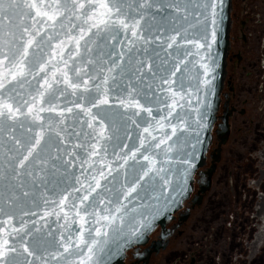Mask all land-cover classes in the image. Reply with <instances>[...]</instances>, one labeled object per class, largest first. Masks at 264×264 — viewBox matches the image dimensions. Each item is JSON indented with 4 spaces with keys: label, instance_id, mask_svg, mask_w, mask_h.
Segmentation results:
<instances>
[{
    "label": "snow or ice",
    "instance_id": "obj_1",
    "mask_svg": "<svg viewBox=\"0 0 264 264\" xmlns=\"http://www.w3.org/2000/svg\"><path fill=\"white\" fill-rule=\"evenodd\" d=\"M222 7L223 0H140L139 3L136 0H100L99 3L94 0L83 3L81 0H50L48 3L0 0V133L6 120L15 125L25 110L31 117L26 127L20 124L24 129L21 135L28 134L26 139L11 134L8 137L11 143L6 152L7 164L0 162V198L7 195L10 201H18L31 197L30 204L35 208L41 201L63 205L72 197L74 215L68 221L65 213L64 227L77 220L79 227L64 239L71 241L75 232H79V243L87 247L89 256L81 261H69V264H90L101 243L94 237L106 235L97 225L104 223L111 227L116 223L118 216L112 213L123 212L121 197L128 200L133 193L139 195L138 189L146 190L140 183L145 178H149L150 184L157 176L168 182L162 175L164 169L156 167L155 157L161 154L167 157L173 151L168 141L185 126L184 116L175 110L177 96L184 98V72L190 71L189 57L199 55V67L205 73L211 72L204 53L216 43V26L221 16L218 9ZM96 8L102 11L97 13ZM65 46L69 47L66 56ZM54 56L58 57L55 61ZM77 58L81 61L79 66ZM85 64L92 71L85 68ZM178 73L179 84L174 89ZM89 81H92L91 86ZM204 83H208L207 78ZM82 86L83 92H80ZM17 97L20 99L14 105L12 101ZM61 99L66 103L61 104ZM141 99L145 103H141ZM37 100L40 101L38 108ZM161 104L163 108L159 107ZM68 105L78 108L79 112ZM149 105L163 115L158 118L154 107ZM105 108L116 111L106 112ZM129 109L134 111L128 114ZM42 112L54 113L57 119L45 123L36 114ZM141 113L146 125L143 128L134 119ZM67 114L72 115L71 124ZM173 118L176 123L169 135L167 123ZM106 121L110 122L111 129ZM129 121L140 130L135 150L123 142L131 139L127 130ZM154 130L161 134L153 135ZM10 132H15L14 126ZM165 144L166 150L162 149ZM4 148L0 137V154H4ZM98 154L100 167L92 163V158ZM109 155L114 161L122 162L123 171L119 167L113 169L106 162ZM140 157L151 167L142 165ZM152 173L155 175H150ZM179 191H183V186ZM56 196L59 199H52ZM78 204L83 207L77 209ZM101 205L104 208L98 212ZM25 215L36 216L37 213L29 210ZM60 219L57 217V222ZM85 223L88 236L94 233L87 242L83 234ZM4 231L7 235L8 230ZM12 231L23 229L13 228ZM34 231L39 232L40 228ZM21 241L23 251L28 256L34 255L23 237ZM64 250L68 252V243L64 244ZM15 251L8 239H0V264H8L9 252Z\"/></svg>",
    "mask_w": 264,
    "mask_h": 264
},
{
    "label": "water",
    "instance_id": "obj_2",
    "mask_svg": "<svg viewBox=\"0 0 264 264\" xmlns=\"http://www.w3.org/2000/svg\"><path fill=\"white\" fill-rule=\"evenodd\" d=\"M39 3L40 0H37ZM45 3L50 2V0H44ZM85 2V0H81ZM94 2L99 3L100 0H94ZM137 3L140 0H136ZM97 13L102 10L96 8ZM221 12L219 17V22L216 26L217 40L216 43L212 45L211 49L207 53H204L203 49L200 52L205 54L209 67L211 69L210 73H205L202 68L199 67L201 58L199 55H194L189 57L191 63L188 65L190 71L184 72V98L180 99L179 96L176 98L177 108L176 112L181 113L186 121L184 128L177 131V135L173 136L168 144L172 145L173 151L169 152L167 157L163 154L156 156L157 168H163L164 172L162 175L166 177L168 181L165 183L160 179L159 176L156 180L150 184L149 178L142 180L141 188L145 189L142 191L138 189L137 193H133L132 197L128 200H124L121 197L120 203L124 206L122 213L117 214L112 213L114 217H117L116 223L111 227H106L104 223L97 225L99 228H103L106 235L103 237H92L88 236V225L85 223L83 229V234L86 238V242L90 241L93 237L100 240L101 243L97 246L94 254L91 258L90 264H125V259L127 257L128 251L135 245L145 244L152 233H154L158 228H161L160 240L163 243V247H166L170 236L174 233L173 229L167 227L168 222L175 219V215L180 211L185 202L191 198L192 193L195 189V183L197 182L196 175H201L200 180V199L204 193L209 189L213 173L216 170L217 162L221 154V147L227 141L230 133V123L229 115L225 114L222 118V122L218 124L217 133L222 136V142L220 143L219 155L216 161H213L212 166L207 168L206 171L201 170L205 167L208 160L209 151L213 144L214 139V128L217 120L219 118V109L222 101V94L225 88V81L227 75V60L230 50V30L232 23V0H223V7L218 9ZM147 20L144 21V24ZM143 27V25H142ZM147 35V33H145ZM61 38L63 36L61 35ZM57 41H54V43ZM83 43V41L81 42ZM69 50L68 46H65L64 54L67 55ZM83 51V49H81ZM2 58V57H0ZM53 61L58 59V57H53ZM81 64L79 58H77V66ZM195 65V66H193ZM71 66V62H70ZM61 69L64 70V66L61 64ZM89 71L92 69L88 65H84ZM59 75V73H58ZM69 75L76 79V76L69 72ZM83 75V73H81ZM180 74H177V83L173 85V88H177L179 84ZM207 78L208 83L205 84L204 80ZM87 79V77H85ZM79 82V81H77ZM35 83V81H33ZM43 83V81H41ZM92 81H89L91 86ZM167 87V86H165ZM71 92V89H69ZM83 92V86L80 89ZM79 93H77L78 95ZM167 94V93H163ZM162 94V95H163ZM24 95V91L21 92V96ZM29 100L31 97H27ZM73 99L75 97H72ZM7 99V96H5ZM20 97L12 101L15 105L18 103ZM47 99V96L45 97ZM61 104L66 103L61 99ZM83 102V101H82ZM141 103H145L141 99ZM171 103V101H169ZM31 106V105H29ZM47 107V105H44ZM74 108V112H79L78 108L73 105H68ZM153 106V105H149ZM36 107H40V101H36ZM154 115L158 118L163 115V113H156L155 106ZM159 107L163 108L164 105L161 104ZM60 109H58L59 111ZM94 112L100 110L93 109ZM104 111H116L113 109L105 108ZM134 109H129L128 114ZM40 118L47 123L49 119H57L54 113L50 114L48 112L36 113ZM137 122L141 123V128L146 126L142 121L144 119V114L141 113L140 116L134 117ZM31 117L27 114L26 110L23 115H19L15 125L10 120H6L2 127L3 132L0 133V137L3 138L5 148L4 154H0V162L7 164V147L10 146V141L8 139L9 135H15L17 138L24 140L27 137V133L21 135L24 129L20 127L21 123H24L25 127L30 122ZM67 121L69 124L72 123V115L67 114ZM40 121L36 123L39 124ZM109 129H111L110 122ZM176 121L173 118L167 123V129L170 133V129L175 124ZM15 127V132L11 133L10 128ZM39 130V129H35ZM127 130L131 135L130 140H124V143L129 145V149L135 150L134 145L138 147L139 141L137 139L140 134V130L136 129L135 125L131 122H127ZM123 129L121 134L123 135ZM153 135L159 136L161 133L159 130H154ZM69 149L71 146L69 145ZM162 149H167V144L162 145ZM156 152H161V149H156ZM144 154H148L145 152ZM99 160V154L92 158V163L97 167L102 166V163L97 164ZM167 160L168 163H163ZM106 162L110 164L113 169L117 167L123 171V165L120 161H114L109 155L106 157ZM79 164V161L76 162ZM130 164L132 161L129 162ZM140 163L146 167H151L147 165L146 161L142 160L140 157ZM69 171H73L70 169ZM150 175H155L152 173ZM183 186V191H179L180 187ZM75 195V194H74ZM52 199H59L58 196L52 197ZM72 197L66 201L63 205L53 204L51 202L45 204L43 201L40 202L38 207L32 208L30 201L31 197H22L18 201H10L5 195L0 198V239H8L9 245L16 248L15 252H9L7 257L8 264H69V261H81L88 258L89 253L87 247L79 243L80 233L75 232L72 236L71 241H66L70 231H74L79 227V220L75 224H69L67 228L64 227L65 219L64 215L67 213L68 221H71L74 212L71 208ZM115 206V205H114ZM83 205H77V209L82 208ZM104 205L97 208V211H101ZM29 210L35 211L36 216L25 215V212ZM190 212V210L188 211ZM103 214V213H102ZM185 217V220L188 218ZM57 217L61 219L57 222ZM9 219L12 223L9 224ZM91 217L87 218L90 221ZM35 221V224L33 223ZM181 225L179 224L178 227ZM13 228L23 229L21 232L12 231ZM34 228H40L39 232L34 231ZM5 229L8 230V234H5ZM27 233V235H25ZM21 237H23V242L26 244L28 249L34 253L32 256H28L27 253L23 251ZM74 242V243H73ZM69 244L68 252L64 250V244ZM90 246V244L88 245ZM83 248L81 252L80 249ZM101 248L103 251H101Z\"/></svg>",
    "mask_w": 264,
    "mask_h": 264
},
{
    "label": "rangeland",
    "instance_id": "obj_3",
    "mask_svg": "<svg viewBox=\"0 0 264 264\" xmlns=\"http://www.w3.org/2000/svg\"><path fill=\"white\" fill-rule=\"evenodd\" d=\"M231 35L234 51L243 50L245 59L236 69L228 57L225 86L233 76L238 108L246 107L247 114L233 115L209 189L156 263L170 256L167 264H264V219L256 214L264 202L259 197L264 194V160L258 157L264 154V0H232L230 41ZM211 164L208 155L204 170Z\"/></svg>",
    "mask_w": 264,
    "mask_h": 264
},
{
    "label": "flooded vegetation",
    "instance_id": "obj_4",
    "mask_svg": "<svg viewBox=\"0 0 264 264\" xmlns=\"http://www.w3.org/2000/svg\"><path fill=\"white\" fill-rule=\"evenodd\" d=\"M241 38L244 40L246 39L244 33L241 34ZM233 39L234 37H232L231 35V47L229 50L228 57H229V60L233 63L234 68L237 69L236 65L243 62V59L245 58H244V55L242 54L243 50L238 49L237 51H234L233 46H232ZM234 74H236L235 71H234ZM234 79L235 78L233 76L229 77L227 80V85H226L227 87L225 86L224 88L225 91L223 90L224 94H223V98H222L220 109H219V118L214 128L213 144L215 143L216 145L213 146L212 144L211 146L212 150L209 152V157L211 158V162L216 161L219 155L220 143L222 142L223 138L217 133V131H218V124L222 122V118L224 117V115L225 114L229 115V123H230L229 137H230V134L232 131V123H233L232 119L234 117L233 115L236 112L237 113L240 112V114L242 115L247 114L246 107H243L240 109L238 108V103L240 101L239 99L240 97L238 95L239 89ZM243 90H247V86L244 85ZM248 90H250V87H248ZM260 92H262V90ZM241 100L243 101V103H247L248 101L247 97L246 98L242 97ZM229 137L227 140H229ZM212 164L210 165V167L212 166ZM201 170H204V168ZM201 178H202L201 175H198V174L196 175L197 182L195 183V189L192 193L191 198L188 199L185 202L184 207L176 213L175 219L168 222L167 227L169 229H173L174 233L170 236L166 247H163V243H161V240L159 238L160 237L159 235L161 233V228H158L154 233L151 234L150 239L145 244L135 245L133 248H131L128 251L127 257L125 259V264H167L170 262L172 258L170 256L166 257L164 262H161V260H159L156 263V258L160 257L162 251H165L167 249L171 241V238L174 237L178 231H180L181 226L183 225L185 221V217L189 213L188 211L191 210V208L194 207L195 205H198L200 201V183L199 182ZM179 224L181 225L180 227H178Z\"/></svg>",
    "mask_w": 264,
    "mask_h": 264
},
{
    "label": "built area",
    "instance_id": "obj_5",
    "mask_svg": "<svg viewBox=\"0 0 264 264\" xmlns=\"http://www.w3.org/2000/svg\"><path fill=\"white\" fill-rule=\"evenodd\" d=\"M262 67H263V66H262ZM263 68H264V67H263ZM263 80H264V77H263ZM261 90H262V92H264V82H263V84H262V86H261ZM262 152H264V150H261V151H260V153H262ZM258 157H259L260 160H264V154H262L261 156H258ZM259 197H260L261 200H262V198H264V194H263V192L260 193V196H259ZM261 203H262V201H261ZM260 209H261V206L259 205V206L256 208V210H257V211H256V214L258 213L259 218H260V214H259V210H260ZM263 219H264V218L261 216L260 220L263 221Z\"/></svg>",
    "mask_w": 264,
    "mask_h": 264
},
{
    "label": "bare ground",
    "instance_id": "obj_6",
    "mask_svg": "<svg viewBox=\"0 0 264 264\" xmlns=\"http://www.w3.org/2000/svg\"><path fill=\"white\" fill-rule=\"evenodd\" d=\"M263 199H264V198H263ZM259 205L261 206V209L259 210V213H260V215L264 218V213H263V211H264V209H263L264 202H263V203H260ZM259 205H258V206H259Z\"/></svg>",
    "mask_w": 264,
    "mask_h": 264
}]
</instances>
